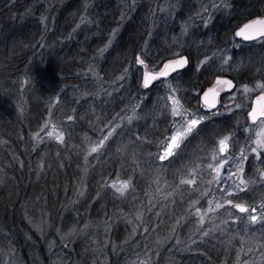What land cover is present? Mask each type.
<instances>
[{"label": "trees", "instance_id": "obj_1", "mask_svg": "<svg viewBox=\"0 0 264 264\" xmlns=\"http://www.w3.org/2000/svg\"><path fill=\"white\" fill-rule=\"evenodd\" d=\"M179 3L175 18L186 19L200 2ZM228 4L179 47L176 21L149 24L151 0L131 12L119 0H0V264H119L136 251L149 264H264V147L251 150L264 117L248 118L250 98L225 104L231 91L213 110L199 105L216 75L236 89L263 73L264 43L218 67L214 50L264 16V0ZM178 54L184 68L144 86L138 57L158 69ZM236 168L244 183L222 185ZM156 238L152 257L144 242L154 253Z\"/></svg>", "mask_w": 264, "mask_h": 264}, {"label": "rangeland", "instance_id": "obj_2", "mask_svg": "<svg viewBox=\"0 0 264 264\" xmlns=\"http://www.w3.org/2000/svg\"><path fill=\"white\" fill-rule=\"evenodd\" d=\"M124 7H126L127 9H129V11H133V9L135 8V5L137 2L141 1V0H119ZM180 0H151V7L148 11L147 17L149 20V24L151 22H157L158 20L162 19L163 22L167 25H172L174 21H176V24L178 26H181V32L179 35V32L177 34H175V30L174 28H170L171 32H172V37L171 40L175 43H177V45L180 47V45L183 44H188L186 41V38L184 37H191V33L193 30V27L195 28L196 24H198L199 22L197 20H202L204 23L208 24L217 14H224L226 11L229 10V4H228V0H199L200 3H197L195 5V9L193 11L194 14L193 15H188V17L186 19H176L175 17V12L176 10L179 8L180 6ZM126 10V9H125ZM187 14V12H185ZM229 41H227V43H225L222 47L217 48L214 50V55L216 56L217 62H218V67L220 69H226L227 67H231L232 69L236 68L239 65L240 59H238L237 61H231L232 59V51L234 49H238L240 45H251L252 49H258L262 43H264V36L260 37L254 41L251 42H244L239 38L235 37L234 32L229 36ZM247 56L250 58H252L255 61H257L259 59V55L254 56L255 53H250V52H246ZM179 55V54H178ZM176 55V56H178ZM175 56V57H176ZM246 56V57H247ZM260 56L264 57V53H261ZM173 57V58H175ZM145 59V58H144ZM172 59V58H170ZM136 60H139L140 62L142 61V75H141V80L143 81V77H144V73L148 70H153V71H157L160 70L162 68V65L158 68V69H150L147 66V61L143 60L142 57H138ZM264 65V64H262ZM254 72H256V70H254ZM259 72V71H258ZM260 72L262 74L258 73V76L256 80L250 84H242L240 86H238L236 89H232L231 92L228 94V96L226 97L227 101L225 102V104H227L228 106L232 105L234 103V101L237 99L238 96H241L245 99H249L250 98V103L249 106L247 108V111L250 109L251 107V101L255 96H258L262 93H264V80L262 78H264V66L261 68ZM234 79V78H233ZM235 80V79H234ZM249 83V82H247ZM172 102H177L175 97H171ZM220 103V102H219ZM224 109V107L222 108V110ZM218 110V109H217ZM174 112L176 113L177 117L180 118V116L182 115V113L184 114L185 117H183L182 121L186 126H191V121L196 120L198 121L201 117L197 116L196 113H190L187 111H179L178 108H174ZM182 112V113H181ZM255 125L252 128V133H251V143H252V147L251 150L252 151H257L258 149L264 147V118H262L261 120L257 121V123L255 122ZM248 128V127H247ZM180 136V133H178V131L174 132L172 134V136L169 138L168 143H166L165 148L167 147V155L168 156V150L171 147V153L174 151V149L176 148V146L178 145V141L176 142V146L172 145V139L174 137ZM224 142V141H223ZM165 145V144H164ZM226 143L224 142L221 147L225 148ZM164 155V157H166ZM157 158H161L160 155L157 156ZM228 165L229 162L224 159L222 161H219V163L216 165L217 168V172L215 174V177L217 179H220L222 176L220 174V169L224 166V165ZM220 166V167H219ZM241 171V169H233L231 170L229 173H227L224 177V182H222V185H234L233 182L235 183H240L243 184L244 180L241 177V173H239ZM250 215L253 216L254 213L250 212ZM176 241L172 240L173 243H169V245L167 246V249H171L174 245L176 246L177 242L179 240L175 239ZM161 239L160 238H156L155 240H153V244L156 245V251L153 253L150 250L149 247V243H145L144 242V250L146 252L147 255H150L152 257H155L156 253L159 252L160 247H162L161 245ZM118 244V243H117ZM143 244V243H142ZM114 248V252L115 253H120L121 249L124 247V243H120L118 245H112ZM10 251V250H9ZM99 253V250L94 251V257ZM139 253L138 251L136 252H132L131 255L127 258H125L124 260L120 259V261L118 262L119 264H149L150 261L147 260L145 258V255L143 256V258H139V256L136 257V254ZM14 258V257H12ZM117 258V257H116ZM9 264V263H8Z\"/></svg>", "mask_w": 264, "mask_h": 264}, {"label": "water", "instance_id": "obj_3", "mask_svg": "<svg viewBox=\"0 0 264 264\" xmlns=\"http://www.w3.org/2000/svg\"><path fill=\"white\" fill-rule=\"evenodd\" d=\"M242 33V34H241ZM235 35L245 41L252 40L259 36H264V16H256L242 23L236 30ZM250 37V38H246ZM188 63L186 54H181L174 59L165 61L162 68L157 71L148 70L144 73L143 84L147 86L155 79L165 77L172 72L184 68ZM181 64L182 66H178ZM235 87V80L228 75H216L211 86L206 88L199 100V105L204 110L215 109L220 102V95L225 92H230ZM248 118L256 121L264 117V93L254 97L251 102V107L247 112ZM245 208L244 205H239L238 208Z\"/></svg>", "mask_w": 264, "mask_h": 264}, {"label": "snow or ice", "instance_id": "obj_4", "mask_svg": "<svg viewBox=\"0 0 264 264\" xmlns=\"http://www.w3.org/2000/svg\"><path fill=\"white\" fill-rule=\"evenodd\" d=\"M242 34V33H241ZM246 38H250V37H246ZM141 63H142V61H141ZM178 66H182L181 64H178ZM147 83H148V81L146 80V82H145V86H147ZM197 123H199V121H196V120H193V121H191V126H195ZM188 131H191V127H189V129H188ZM49 135H51V133H49ZM180 137L179 136H177V137H174L173 139H172V145L173 146H176V142H177V140L179 139ZM57 139H62V136H58L57 137ZM222 144L224 143V142H221ZM225 147H226V145H225ZM96 149H93V151H95ZM225 150V148L224 147H222L221 148V151H224ZM168 154L169 155H171L172 153H171V147L169 148V150H168ZM166 157H161V159L163 160V159H165ZM124 187L126 188L127 187V185L125 184L124 185ZM121 191L123 190V189H120ZM240 211H247V209H245V208H243V207H241L240 208ZM262 218H264V217H262ZM251 219H252V221H256L257 220V217L255 216V215H253L252 217H251Z\"/></svg>", "mask_w": 264, "mask_h": 264}, {"label": "flooded vegetation", "instance_id": "obj_5", "mask_svg": "<svg viewBox=\"0 0 264 264\" xmlns=\"http://www.w3.org/2000/svg\"><path fill=\"white\" fill-rule=\"evenodd\" d=\"M260 37H263V36H259V37H256V38L252 39V40H248V42L254 41V40H256V39H258Z\"/></svg>", "mask_w": 264, "mask_h": 264}]
</instances>
